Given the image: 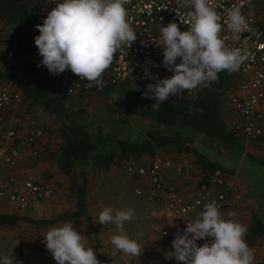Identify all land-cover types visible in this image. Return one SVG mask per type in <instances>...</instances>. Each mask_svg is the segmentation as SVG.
<instances>
[{
	"label": "clouds",
	"instance_id": "9594fccd",
	"mask_svg": "<svg viewBox=\"0 0 264 264\" xmlns=\"http://www.w3.org/2000/svg\"><path fill=\"white\" fill-rule=\"evenodd\" d=\"M128 0H62L48 12L42 24L36 25L39 35L35 45L44 66L53 75L70 69L80 80H87L88 87L102 86L103 74L111 66L114 55L125 46L129 48L138 38L127 20L125 4ZM181 7L191 6L188 13L190 27L182 31L177 23L170 22L159 29V43L163 46L162 66L173 73L148 84L142 94L155 100L154 111L170 97L190 94L200 87H209L219 81V73L240 69L247 59L239 49H229L226 37L221 36V16L210 0H177ZM250 2V0H249ZM244 2L228 14L227 28L236 40L241 38L247 26L242 12ZM179 58V63L177 60ZM193 99L195 97L193 96ZM234 211L224 218L218 206L212 202L204 205L198 218L179 229L172 241L174 257L182 264H254L255 250L245 240L246 225L234 219ZM136 217L133 209L105 207L98 216L101 225L114 224L119 232L111 238L112 256L122 252L140 257L144 246L124 232L125 223ZM43 243L56 264H101L94 249L86 245L87 238L65 223L52 227ZM205 241L198 246L197 241ZM0 264H14L11 256H4Z\"/></svg>",
	"mask_w": 264,
	"mask_h": 264
},
{
	"label": "built area",
	"instance_id": "2783aa9c",
	"mask_svg": "<svg viewBox=\"0 0 264 264\" xmlns=\"http://www.w3.org/2000/svg\"><path fill=\"white\" fill-rule=\"evenodd\" d=\"M36 7V25L42 24L47 14L62 0H20ZM243 14L247 26L241 38L236 40L227 28L229 12L241 3V0H210V4L221 16V36L226 37L229 49H239L247 54V59L235 74V81L228 92L229 100L240 115L232 131L247 137L255 146L263 144L264 136V21L254 12L257 5L264 0H243ZM127 20L138 38L129 48L125 46L114 55L111 66L103 74L102 86L89 88L87 80H80L71 72L53 75L46 67L42 74L58 91L68 96H79L102 93L109 88L120 87L136 77L146 87L156 81L173 75L162 66L163 46L159 43V29L170 22L178 24L182 31L190 27L188 13L194 9L191 6L181 7L177 0H128L125 4ZM36 29L34 38L40 33ZM12 55V53H10ZM179 63V58L177 60ZM193 93L185 91V96ZM23 101L20 85L15 82L0 86V126H8L3 134L0 146V201H7L21 210H29L39 204L50 202L58 192V186L40 171L24 170L26 159H35L40 151V141L45 136V130L40 125H32L24 130L16 131L7 118V110L21 104ZM175 168L182 172L181 165H174L169 158L156 156L148 165L129 162L127 172L138 181L135 188L137 195L144 192L156 198L162 205L163 214L169 220H175L183 231L187 223L194 222L204 205L214 202L222 210L228 202L227 192L234 191L236 185L226 170L217 169L209 173L208 180L198 187L197 194L187 198L178 189L176 183L165 177V170ZM7 173V174H6ZM224 187L226 190H224ZM165 237L171 236L169 229L163 230ZM205 241L198 240L197 245ZM255 250L254 264H264V244L249 245ZM166 250L174 251L172 241L167 243ZM173 264H182L171 257Z\"/></svg>",
	"mask_w": 264,
	"mask_h": 264
},
{
	"label": "rangeland",
	"instance_id": "374dc122",
	"mask_svg": "<svg viewBox=\"0 0 264 264\" xmlns=\"http://www.w3.org/2000/svg\"><path fill=\"white\" fill-rule=\"evenodd\" d=\"M253 12L264 21V4L257 5ZM12 33L10 25L4 22L0 23V70L11 72L23 79H30L16 48L10 42ZM38 57L39 60H42L40 55ZM13 79L0 80V86L12 82ZM227 96L223 105L229 99V95ZM65 101L71 115L80 120L93 133L113 134L133 140L145 138L146 130L149 127L147 121L116 108L112 103L111 96L105 92L66 96ZM7 118L11 123L12 118L8 115ZM42 123H52V130L55 131L56 123L53 116L46 115L39 124ZM187 134L200 151L224 165L236 185L234 191L227 192L226 208L220 210L224 218L228 219V213L234 211L236 216L233 218L239 220L247 228L253 215H258L264 220V166L261 164L264 162V148L257 151L253 142L247 143L243 136H238L240 148L227 149L214 138L193 130H187ZM55 144H57L56 141ZM170 154L180 158L186 156V154L176 153L172 149L158 152L159 157H168ZM187 157L198 159L196 154L189 153L183 158L184 162H187ZM150 158L149 156V161ZM148 160L142 162L148 163ZM47 164H42V161L38 159H26L23 162V167L26 171L37 172L45 169L50 171L51 179L58 186V192L53 197L54 200L51 199L50 202L39 204L29 210H21L15 205L1 200L0 213L43 220L57 218L66 211L75 209L70 178L56 168L55 159L51 158ZM127 164L124 161H119L110 167H99L93 162L85 166L79 165L75 174L81 179L83 173H87L89 179L87 203L90 219L63 220L51 226H40L23 219L12 227L1 226L0 260L4 256H11L14 264H56L43 243V236L52 227H60L71 222L74 229L87 238L86 245L94 249L96 256L103 254L108 264H172L165 248L167 243L174 240L175 235L173 237L172 233L174 231L177 233L180 226L175 220H168L163 216L162 205L156 198L150 194H136L135 188L143 185H138V181L127 172ZM181 166L183 167L182 172L188 173L185 170L187 165ZM105 207H111L114 210L131 208L135 211L136 217L131 222L125 223L124 232L144 246L140 257H131L122 252H117L115 257L112 256L111 238L119 232L114 224L104 226L98 222L99 213ZM166 227L170 229L171 236L169 237L163 235V230ZM260 244H264V238Z\"/></svg>",
	"mask_w": 264,
	"mask_h": 264
},
{
	"label": "trees",
	"instance_id": "16d2710c",
	"mask_svg": "<svg viewBox=\"0 0 264 264\" xmlns=\"http://www.w3.org/2000/svg\"><path fill=\"white\" fill-rule=\"evenodd\" d=\"M36 11V7L25 1L0 0V23L11 26L13 33L10 42L30 75V79H23L0 70V80L14 78L12 82L20 85L23 101L7 110V115L12 118L10 125L18 132L32 125L44 128L45 136L40 141L38 160L48 165L51 158L55 159L56 168L70 178L75 209L57 218L43 220L0 213V227L15 226L23 219L40 226H51L63 220H89L88 175L83 173L80 179L75 173L79 165L85 166L90 162L99 167H110L119 161L143 164V157L155 158L159 151L172 149L176 153L197 155V162L204 173L199 186L208 180L209 173L217 169L226 170L221 162L211 159L195 146L187 130L214 138L227 149L240 148L238 137L226 125L222 115V102L235 81L234 73L222 71L218 82L200 89L192 96L170 97L160 105L159 111L151 108L155 100L143 97L147 87L134 76L120 87L105 90V94L111 96L116 108L147 121L149 127L145 138L133 140L113 134H96L71 115L65 101L68 95L55 89L37 66L38 49L34 38ZM46 115L55 118V131L52 130V123L39 124ZM7 129L6 125L0 126V146ZM261 164L264 166V162ZM40 172L52 178L50 171L45 169ZM247 229L245 240L248 245L260 243L264 238V220L260 216L253 215ZM97 259L101 264H108L103 254H99Z\"/></svg>",
	"mask_w": 264,
	"mask_h": 264
},
{
	"label": "crops",
	"instance_id": "0c3cea01",
	"mask_svg": "<svg viewBox=\"0 0 264 264\" xmlns=\"http://www.w3.org/2000/svg\"><path fill=\"white\" fill-rule=\"evenodd\" d=\"M35 32H36V29H35ZM40 61L41 60H39V57H37V65L40 63ZM42 67L44 68V66H40L39 69L41 70ZM227 95L225 97H228ZM224 99H223V101H224ZM224 104L225 105H223V102H222V115H223V118H224V120L226 122V125L232 130L233 127H234V125L236 124V122L239 120L240 115L235 111V109L233 108V106H232V104H231V102H230L229 99ZM263 127H264V123H263ZM26 128L27 127H24L23 130L26 129ZM235 134H236L237 137L238 136H243L241 134H237V133H235ZM243 137H245V136H243ZM244 139L247 140V143L250 142V140L247 137H245ZM256 147H257L256 148L257 151H260L262 148H264V136H263V144L261 146H259V147L258 146H256ZM179 154H186V156H187V154H189V153L183 152V153H179ZM39 156H40V153H39L38 157L35 158V159H39ZM157 156H159V155L157 154ZM186 156H183L182 158H180L177 155H175V157L174 156H171V154L168 157L164 156V158H169L170 160H172V162H173L174 165H183V164L184 165H187V167L185 168V170L188 172V173L178 172V171L175 170V168L172 167V168H169V169H166L165 170V177L168 178V179H170L174 183H176L179 191L184 196H186L187 198H192L198 192V185H199L201 179L203 178L204 173L202 171L201 166L198 164L197 159H194V158L193 159H190L189 157H187L188 158L187 162H184L183 161V158L186 157ZM148 157L149 156H145L141 160L142 161L148 160ZM150 159L151 160L150 161L148 160L149 161L148 163H143V164L148 165L152 161L153 158H150ZM42 163H43V161H42ZM224 190H226L225 187H224ZM224 208H226V205H225ZM163 216L166 219H168L164 214H163ZM165 229H169V227H166ZM179 229L181 231V228H179ZM175 234L176 233L174 231L172 233V236L175 235ZM165 250H166V248H165ZM166 252H167V255L169 256V258H171V253L168 252L167 250H166ZM171 262H172V260H171Z\"/></svg>",
	"mask_w": 264,
	"mask_h": 264
}]
</instances>
